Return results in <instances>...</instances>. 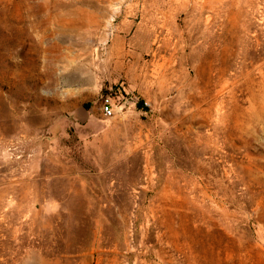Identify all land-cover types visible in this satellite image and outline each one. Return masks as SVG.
Returning <instances> with one entry per match:
<instances>
[{
    "label": "rangeland",
    "instance_id": "obj_1",
    "mask_svg": "<svg viewBox=\"0 0 264 264\" xmlns=\"http://www.w3.org/2000/svg\"><path fill=\"white\" fill-rule=\"evenodd\" d=\"M0 264H264V0H0Z\"/></svg>",
    "mask_w": 264,
    "mask_h": 264
},
{
    "label": "built area",
    "instance_id": "obj_2",
    "mask_svg": "<svg viewBox=\"0 0 264 264\" xmlns=\"http://www.w3.org/2000/svg\"><path fill=\"white\" fill-rule=\"evenodd\" d=\"M119 106L114 94L108 93L102 101V112L106 118H112L117 114Z\"/></svg>",
    "mask_w": 264,
    "mask_h": 264
}]
</instances>
